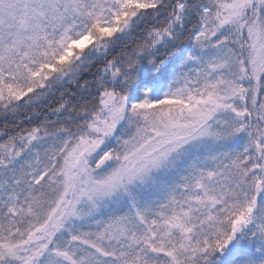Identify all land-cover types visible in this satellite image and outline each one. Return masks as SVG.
Returning a JSON list of instances; mask_svg holds the SVG:
<instances>
[{"label":"snow or ice","instance_id":"6c2138e0","mask_svg":"<svg viewBox=\"0 0 264 264\" xmlns=\"http://www.w3.org/2000/svg\"><path fill=\"white\" fill-rule=\"evenodd\" d=\"M0 264H264V0H0Z\"/></svg>","mask_w":264,"mask_h":264}]
</instances>
